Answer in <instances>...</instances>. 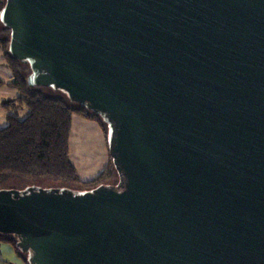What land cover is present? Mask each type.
<instances>
[{"label": "water", "instance_id": "95a60500", "mask_svg": "<svg viewBox=\"0 0 264 264\" xmlns=\"http://www.w3.org/2000/svg\"><path fill=\"white\" fill-rule=\"evenodd\" d=\"M8 52L108 122L116 185L0 190L29 264H264V0H0Z\"/></svg>", "mask_w": 264, "mask_h": 264}, {"label": "trees", "instance_id": "16d2710c", "mask_svg": "<svg viewBox=\"0 0 264 264\" xmlns=\"http://www.w3.org/2000/svg\"><path fill=\"white\" fill-rule=\"evenodd\" d=\"M9 34V28L0 30V51L12 81L5 83L0 79V87L14 89L17 96L1 105L12 114L7 115L6 125L0 128V185L8 180H53L75 186L79 191L116 185L118 173L109 151V128L104 116L70 102L61 92L48 93L39 87H29L26 82L31 71L29 62H22L8 52ZM19 109L26 110L25 117H19ZM73 116L97 123L106 141L108 163L88 182L79 179L69 158ZM0 242L11 246L22 264H29L27 255L17 248L15 238L0 235Z\"/></svg>", "mask_w": 264, "mask_h": 264}, {"label": "crops", "instance_id": "0c3cea01", "mask_svg": "<svg viewBox=\"0 0 264 264\" xmlns=\"http://www.w3.org/2000/svg\"><path fill=\"white\" fill-rule=\"evenodd\" d=\"M0 65L6 68L1 51ZM6 70L8 71L7 68ZM6 78L5 80L0 79L5 83L12 81L11 75ZM1 89H6V92L13 91V93L10 92V99L17 96L14 89L5 86L0 87ZM69 158L79 179L83 182L95 179L104 170L108 163V151L104 134L97 123L78 116L72 117ZM12 252L14 253V250L9 244L0 242V264H14L11 257Z\"/></svg>", "mask_w": 264, "mask_h": 264}, {"label": "rangeland", "instance_id": "374dc122", "mask_svg": "<svg viewBox=\"0 0 264 264\" xmlns=\"http://www.w3.org/2000/svg\"><path fill=\"white\" fill-rule=\"evenodd\" d=\"M3 28L2 24L0 23V30ZM0 39H2V36H0ZM6 77H10V72L6 70L5 67H2L0 65V78L2 80L7 79ZM40 89L44 90V92H56L51 87H39ZM13 93V91H10ZM9 91L6 92V89H1L0 90V128L6 125V117L9 114H12L11 112H8L4 108L1 107L2 103L4 101H7L10 99V93ZM16 92V91H15ZM17 95V93H16ZM26 110L25 109H19L18 114L20 118L25 117L26 115ZM29 188H35V189H40L44 191H51V190H68V191H78L75 186L65 184L60 181H53V180H38L34 182H25L22 180H8L7 182L3 183L0 185V190H16L19 192L25 191ZM12 261L14 264H22L21 260L16 256L15 253H11Z\"/></svg>", "mask_w": 264, "mask_h": 264}]
</instances>
